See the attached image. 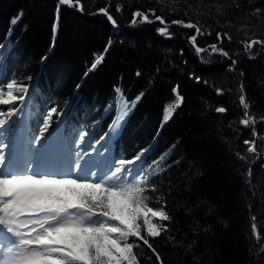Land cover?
<instances>
[{"label": "trees", "instance_id": "obj_1", "mask_svg": "<svg viewBox=\"0 0 264 264\" xmlns=\"http://www.w3.org/2000/svg\"><path fill=\"white\" fill-rule=\"evenodd\" d=\"M81 3L83 12L61 6L52 46L58 0H0V49L6 46L7 57L0 65V79L31 84L26 104L16 105L28 109L27 134L37 135L48 110L56 107L48 128L51 146L66 155L86 132L87 151L92 152L89 144L109 132L117 115L113 105L123 108L121 98L130 102L143 93L119 132L103 147H95L106 150L108 171L119 160L146 150L134 166L149 176L143 196L149 206L163 207L172 217L163 222L169 231L160 237L145 233L162 264H264V123L259 122L264 116V46L246 52L242 43L264 40V14L253 15L257 8L264 12V0ZM106 4L118 27L95 14ZM148 9L168 21L197 24L203 34L196 44L206 51H195L189 39L194 29L170 25L172 38L166 39L157 33L158 23L131 24L134 12ZM17 17L10 31V21ZM218 32H227L231 39L221 43ZM109 40L104 62L89 71ZM212 44L229 56L211 52ZM29 76L31 81L26 80ZM241 85L258 121L256 154L247 153L244 144L254 139L252 129L239 123ZM177 86L183 102L163 123V111L175 103L172 89ZM217 107L227 111L217 113ZM21 114L13 118L9 135L18 134ZM130 240L139 244L134 249L139 264H160L146 245Z\"/></svg>", "mask_w": 264, "mask_h": 264}, {"label": "snow or ice", "instance_id": "obj_2", "mask_svg": "<svg viewBox=\"0 0 264 264\" xmlns=\"http://www.w3.org/2000/svg\"><path fill=\"white\" fill-rule=\"evenodd\" d=\"M68 6L83 12L84 6L81 0H58L56 18L53 24V45L55 33L59 27L60 8ZM239 8L240 5L236 4ZM120 10L119 6L116 8ZM97 15H102L113 27H118L117 21L111 14L110 5L99 7ZM261 9L257 8L253 15H262ZM19 18L10 21V31L19 22ZM158 23L156 31L165 38H172L170 25H180L188 29H194L195 34L189 39L195 51L199 54L206 49L197 46V36L202 35V29L192 22L183 20L168 21L163 15H158L155 9L136 11L131 18V24ZM217 40L221 43L224 38L231 39L227 32L217 33ZM244 50L251 52L257 46H264V40L249 39L243 41ZM109 40L102 53L96 55L91 63L89 71H94L100 66L111 47ZM210 51L219 53L225 57L229 53L217 44L209 46ZM4 49H0V65L4 55ZM46 57H42L43 62ZM236 61L232 60V65ZM87 75V73H85ZM139 76L140 73H137ZM33 77H27L31 81ZM199 81V77H195ZM6 86V90H5ZM31 84L18 82L13 78L7 81L0 79V106H8L0 109V264H139L134 249L139 244L146 245L160 262V254L156 251L147 237H160L163 232L169 231L167 225L172 217L160 206H149L143 196L142 185L149 181V176L141 169L134 166L141 160L146 150H141L132 159H121L109 173H97L92 170L85 171L83 166L69 164L68 171L64 174L41 170V162L38 157L27 156L18 159L12 141H5L4 132L9 129L16 116L22 111L26 100L30 98ZM79 88V85H77ZM175 103L167 106L162 115V122L167 123L178 109L183 96L179 93V86L172 89ZM116 94H121V89H115ZM19 94V95H18ZM217 94L222 95L223 90L217 89ZM140 93L130 102L123 98V108L119 104L113 105L117 111L109 132L100 138L106 142L117 134L131 109L135 108L143 97ZM122 97V94H121ZM239 104L243 109V115L239 123L252 129L254 139L245 140L246 151L256 154L257 143L255 137L257 117L249 111V103L244 94L243 85L240 86ZM225 107H217V113H225ZM57 113L56 107H51L43 127L39 129L40 135L29 141L30 145H38L44 139L45 133L53 114ZM63 113H61V116ZM264 123V116L259 118ZM88 133H83L80 139L83 141ZM95 143L89 144L93 151L99 153ZM38 151V149H34ZM241 160L247 157L237 153ZM156 167L159 164L153 161ZM133 166V167H129ZM249 176L251 169H248ZM255 220V217H253ZM255 231V224H253Z\"/></svg>", "mask_w": 264, "mask_h": 264}, {"label": "rangeland", "instance_id": "obj_3", "mask_svg": "<svg viewBox=\"0 0 264 264\" xmlns=\"http://www.w3.org/2000/svg\"><path fill=\"white\" fill-rule=\"evenodd\" d=\"M24 109L21 114V128L19 129L18 134L15 136H11L8 133V129L4 132L5 141L13 142L18 159H23L27 156L38 157L41 162V170L56 172L60 174H64L68 171L70 163H72L73 167H75L76 165L83 166V169L85 171L90 169L97 173L110 172L106 169L105 166L106 150L98 148L99 153L95 151L88 152V143L86 139H84L83 141L80 139L81 135H79V139L74 143V148L72 150H69V153L66 155L63 154L62 150L58 151L51 146L52 134L48 133V130L43 133L44 139L41 140L40 144L30 145L29 141L32 140L35 136L40 135V132L38 131L37 135L32 137L27 134L28 109ZM45 118L46 116L43 118V120ZM42 127L43 122L39 126V129ZM34 149H38V151H35ZM115 166L118 165H114L112 169Z\"/></svg>", "mask_w": 264, "mask_h": 264}, {"label": "water", "instance_id": "obj_4", "mask_svg": "<svg viewBox=\"0 0 264 264\" xmlns=\"http://www.w3.org/2000/svg\"><path fill=\"white\" fill-rule=\"evenodd\" d=\"M166 39H169V38H166Z\"/></svg>", "mask_w": 264, "mask_h": 264}]
</instances>
